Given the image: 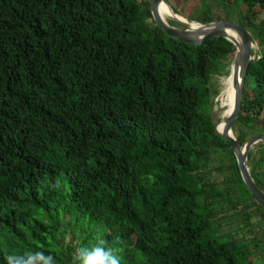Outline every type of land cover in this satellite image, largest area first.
Returning <instances> with one entry per match:
<instances>
[{
	"label": "trees",
	"instance_id": "1",
	"mask_svg": "<svg viewBox=\"0 0 264 264\" xmlns=\"http://www.w3.org/2000/svg\"><path fill=\"white\" fill-rule=\"evenodd\" d=\"M216 1L261 46L233 127L244 145L264 136V0ZM233 57L225 38H170L150 0H0V264L36 250L72 264L97 235L121 264H264L263 227L241 261L199 212L219 184L256 202L213 118ZM249 160L264 191V145Z\"/></svg>",
	"mask_w": 264,
	"mask_h": 264
},
{
	"label": "rangeland",
	"instance_id": "2",
	"mask_svg": "<svg viewBox=\"0 0 264 264\" xmlns=\"http://www.w3.org/2000/svg\"><path fill=\"white\" fill-rule=\"evenodd\" d=\"M151 1V0H150ZM169 5L180 10L183 18L188 21H197L203 16L204 11L209 12L213 21H232L245 26L243 20L245 14H241L234 5H229L221 1L207 0L201 2L198 0H167ZM170 8V7H169ZM168 22L177 27L183 28L176 20L167 17ZM198 22V21H197ZM252 32V30H250ZM259 42V41H258ZM261 53V46H255L254 54L257 56ZM232 63L229 64L226 71L213 78V87L219 91V95L223 90V80L233 74ZM218 95V96H219ZM214 101V106L216 104ZM214 111V120L217 122L216 110ZM235 134V131H234ZM217 167L218 164H213ZM225 173L214 172L212 180H222ZM215 198L208 201L207 198L200 200V214L204 216L213 215L211 238L221 243H228L236 248V256L241 261H246L243 257L245 245L250 243L251 238L258 236L257 231L260 227L264 228V212L262 208L248 194L244 185L230 183L229 185L219 184L214 191ZM259 229V230H258ZM251 231L252 234L251 235ZM264 230H262V233ZM77 242V241H76ZM263 252L264 247L262 246ZM260 263L263 261L260 260Z\"/></svg>",
	"mask_w": 264,
	"mask_h": 264
},
{
	"label": "water",
	"instance_id": "3",
	"mask_svg": "<svg viewBox=\"0 0 264 264\" xmlns=\"http://www.w3.org/2000/svg\"><path fill=\"white\" fill-rule=\"evenodd\" d=\"M163 3L167 2L165 0H151L152 12L160 30H163L170 38L190 45H202L213 38H225L234 46V57L232 60L235 88L234 108L230 116L226 119V125L223 131L218 129L219 123L215 122V120L214 122L217 134L230 142L241 176H243L247 188L257 203L264 209V191L251 174V161L249 160V153L253 151L254 155L257 148L264 145V136L252 138L244 145H241L233 130L235 121L241 111V103H243L248 69L251 63L257 59V56L254 54V49L259 42L249 29L232 21H213L208 23L197 21L184 22L179 19V14L169 5L170 9L177 17L176 21L183 26V28H177L167 22L161 14L160 6ZM193 24L197 26H193ZM235 37H237L239 41H236Z\"/></svg>",
	"mask_w": 264,
	"mask_h": 264
},
{
	"label": "clouds",
	"instance_id": "4",
	"mask_svg": "<svg viewBox=\"0 0 264 264\" xmlns=\"http://www.w3.org/2000/svg\"><path fill=\"white\" fill-rule=\"evenodd\" d=\"M5 259L6 264H57L55 256L44 250L12 253ZM72 264H121V261L116 251L108 246V241L102 235H97L91 246H81L75 250Z\"/></svg>",
	"mask_w": 264,
	"mask_h": 264
},
{
	"label": "bare ground",
	"instance_id": "5",
	"mask_svg": "<svg viewBox=\"0 0 264 264\" xmlns=\"http://www.w3.org/2000/svg\"><path fill=\"white\" fill-rule=\"evenodd\" d=\"M161 14L164 19L168 22L167 17H170L176 20V16L172 12V10L167 6L166 3L161 4L160 6ZM180 20L187 22L188 20L183 18L182 16H178ZM193 26H197L193 24ZM236 41H239L237 37H235ZM235 104V88H234V73L223 80V90L218 96L215 104V112L217 122L219 123L218 129L223 131L226 125V119L230 116Z\"/></svg>",
	"mask_w": 264,
	"mask_h": 264
}]
</instances>
